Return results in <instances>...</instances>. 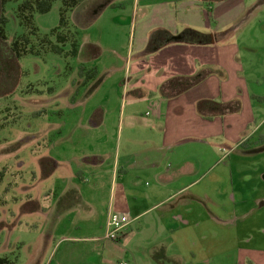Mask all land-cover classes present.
Returning <instances> with one entry per match:
<instances>
[{"label":"crops","instance_id":"1","mask_svg":"<svg viewBox=\"0 0 264 264\" xmlns=\"http://www.w3.org/2000/svg\"><path fill=\"white\" fill-rule=\"evenodd\" d=\"M137 3L151 31L136 32L143 41L126 71L132 94L119 121L123 147L115 146L112 163L103 145L74 146L63 171L68 186L108 176L123 194L120 210L112 209V194L105 235L85 238L78 263L203 264L218 257L209 248L226 253L229 246L239 264H264V248L241 234L264 219V0ZM144 104L151 112L138 115ZM88 121L101 128L104 114ZM47 132L58 168L65 154L57 152L66 149L53 139L68 131ZM76 189L66 208L92 214L95 195ZM113 212L129 218L120 241L106 239Z\"/></svg>","mask_w":264,"mask_h":264},{"label":"rangeland","instance_id":"2","mask_svg":"<svg viewBox=\"0 0 264 264\" xmlns=\"http://www.w3.org/2000/svg\"><path fill=\"white\" fill-rule=\"evenodd\" d=\"M23 1L3 4L0 0V15L7 18V38H0V257L8 258L7 264H79L78 259L85 256L81 251L85 238L105 235L112 194L113 210H120L118 202L123 194L120 184L115 193L112 191L108 176L100 183L92 174L88 182L77 179L80 193L93 194L97 200L92 214L81 216L77 207L66 208L67 198L79 192L75 185L66 184L63 171L68 159L73 162L70 158L76 154L71 150L74 146L83 150L103 145L114 163L117 146L124 144V133L119 136L121 112L129 111L127 100L132 94L127 89L126 71L134 61L137 45L143 41L137 33L151 30L147 32L145 21L140 22L144 17L138 0H83L64 13V25L60 23L63 2L56 0L50 11L33 13L37 32L32 33L17 14ZM24 33L30 36L29 46L39 53L28 52L19 58L11 51L10 43ZM58 34L67 35V40L63 43ZM44 38L60 45L63 51L44 44ZM74 42L79 49L77 56L71 53ZM92 68L97 74L88 78ZM70 101L73 105L67 103ZM150 106L144 104L135 111L138 115L151 112ZM95 112L104 114L101 128L89 124ZM54 128L68 131L53 139V144L56 140V145L66 149L57 152L65 154L59 157L64 160L58 168L50 159L55 145H46L47 129ZM72 129L80 130V137L69 133ZM80 154L82 159L87 155L85 151ZM260 161L264 164V159ZM49 193L52 197L46 200ZM263 221L241 233L255 239L254 243L262 248ZM65 248L69 250L67 255L63 254ZM210 251L211 256L218 257L203 264L240 263L235 248L228 246L226 253L215 248Z\"/></svg>","mask_w":264,"mask_h":264},{"label":"trees","instance_id":"3","mask_svg":"<svg viewBox=\"0 0 264 264\" xmlns=\"http://www.w3.org/2000/svg\"><path fill=\"white\" fill-rule=\"evenodd\" d=\"M8 0H2V3L7 2ZM56 0H24L18 7V17L22 24H25L26 26H30L32 28L31 32L36 33L37 28L34 26L33 23V13L40 12V13H46L50 11L52 8L53 2ZM83 0H62L63 2V8L61 11V19L60 23L61 25H64L67 23L66 17L64 16V13L67 12L69 9L77 6L80 2ZM7 18L5 15H0V38L5 40L7 38L5 33V26H6ZM57 29V28H56ZM55 31V29H54ZM67 35L58 34V39L62 41L63 43L67 40ZM43 43H50V46L53 50L60 52L63 51L60 45L53 44L52 40L50 39H43ZM30 44V36L29 34H22L15 36L12 40V43H10V49L16 55L17 57H21L24 54H27L28 52L35 53L39 51L34 48V46H29ZM79 52V49L77 47V43L74 42V48L71 51V53L74 56H77ZM90 74L88 78H94L96 75V69L92 68L90 71ZM10 260L6 257H0V264H7Z\"/></svg>","mask_w":264,"mask_h":264},{"label":"built area","instance_id":"4","mask_svg":"<svg viewBox=\"0 0 264 264\" xmlns=\"http://www.w3.org/2000/svg\"><path fill=\"white\" fill-rule=\"evenodd\" d=\"M128 224L129 218L125 213H111L107 223L106 239L120 241ZM119 264H129V262L122 261Z\"/></svg>","mask_w":264,"mask_h":264}]
</instances>
